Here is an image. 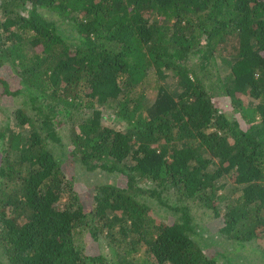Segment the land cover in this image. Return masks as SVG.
<instances>
[{"label":"trees","instance_id":"1","mask_svg":"<svg viewBox=\"0 0 264 264\" xmlns=\"http://www.w3.org/2000/svg\"><path fill=\"white\" fill-rule=\"evenodd\" d=\"M0 264H264V0H0Z\"/></svg>","mask_w":264,"mask_h":264},{"label":"rangeland","instance_id":"2","mask_svg":"<svg viewBox=\"0 0 264 264\" xmlns=\"http://www.w3.org/2000/svg\"><path fill=\"white\" fill-rule=\"evenodd\" d=\"M107 174H109V173H107ZM113 175H115V174H113ZM107 177V176H106ZM258 259H259V261H261V257H257Z\"/></svg>","mask_w":264,"mask_h":264}]
</instances>
